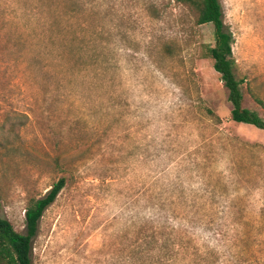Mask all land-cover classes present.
Wrapping results in <instances>:
<instances>
[{
    "label": "rangeland",
    "instance_id": "1",
    "mask_svg": "<svg viewBox=\"0 0 264 264\" xmlns=\"http://www.w3.org/2000/svg\"><path fill=\"white\" fill-rule=\"evenodd\" d=\"M219 2L264 119V0ZM213 42L174 0H0L1 216L23 234L65 182L32 264H134L155 227L165 264H264V132L230 120Z\"/></svg>",
    "mask_w": 264,
    "mask_h": 264
},
{
    "label": "trees",
    "instance_id": "2",
    "mask_svg": "<svg viewBox=\"0 0 264 264\" xmlns=\"http://www.w3.org/2000/svg\"><path fill=\"white\" fill-rule=\"evenodd\" d=\"M186 7L194 16L196 26L211 25L214 42L202 46V56L212 61V68L218 74L230 103V120L236 124L253 126L264 132V119L255 111L243 106L242 81L235 75V61L232 55L233 38L223 22L219 0H174ZM259 105H262L257 100ZM212 119L215 114L206 109ZM65 185L64 179L56 182L46 195L33 200L25 209V230L23 234L14 231L12 225L0 214V264H32V241L38 232V225L46 209L55 201ZM154 216V215H153ZM146 247H138L140 255L134 264H165L174 256L176 236L161 227L152 228Z\"/></svg>",
    "mask_w": 264,
    "mask_h": 264
}]
</instances>
